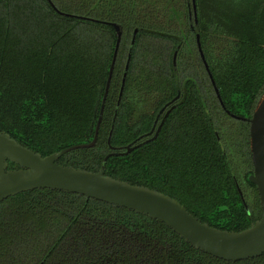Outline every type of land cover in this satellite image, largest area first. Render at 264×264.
I'll use <instances>...</instances> for the list:
<instances>
[{
	"label": "trees",
	"instance_id": "trees-1",
	"mask_svg": "<svg viewBox=\"0 0 264 264\" xmlns=\"http://www.w3.org/2000/svg\"><path fill=\"white\" fill-rule=\"evenodd\" d=\"M195 8L196 21L192 0H0V130L42 157L91 143L118 24L96 144L57 163L99 172L107 155L141 143L171 103L156 139L108 158L105 176L161 192L212 228H249L262 215L248 181L249 123L230 115L250 118L264 91V0H195ZM221 119L234 123L249 194ZM0 264H264V253L226 262L145 215L39 189L0 203Z\"/></svg>",
	"mask_w": 264,
	"mask_h": 264
},
{
	"label": "water",
	"instance_id": "water-1",
	"mask_svg": "<svg viewBox=\"0 0 264 264\" xmlns=\"http://www.w3.org/2000/svg\"><path fill=\"white\" fill-rule=\"evenodd\" d=\"M192 3L196 21L195 0H192ZM99 23L106 24L104 22ZM111 25L115 29L117 40L92 142L69 147L42 157L40 154L23 147L0 130V203L19 193L39 189L78 194L156 220L171 229L192 248L213 258L235 263L261 256L264 253V91L250 118L230 115L232 119L249 123V154L253 173L248 176V181L256 187L262 213L261 218L245 230L230 232L212 228L193 217L178 201L161 192L105 176V164L108 158L127 155L146 142L155 140L161 126L149 140L137 144L133 142L125 147V151L118 149L117 152L107 155L97 173L68 166L64 167L57 163L66 153L78 149H90L96 144L122 37V27L115 23ZM136 33L137 31L134 32L131 41L119 99L121 98ZM198 48L201 51L199 42ZM201 58L205 63L202 54ZM205 67L207 68V66ZM152 132L145 136L151 135ZM143 137H140L138 141ZM8 162L18 166V169L8 170Z\"/></svg>",
	"mask_w": 264,
	"mask_h": 264
},
{
	"label": "rangeland",
	"instance_id": "rangeland-1",
	"mask_svg": "<svg viewBox=\"0 0 264 264\" xmlns=\"http://www.w3.org/2000/svg\"><path fill=\"white\" fill-rule=\"evenodd\" d=\"M233 124L234 123L232 121L228 122L227 120L221 119L220 134L223 138V145L228 150L231 167L237 177L240 188L244 191V193L249 194L251 190L244 179L246 167L242 163L243 160L239 157L238 149L236 147V138L232 132L234 128Z\"/></svg>",
	"mask_w": 264,
	"mask_h": 264
},
{
	"label": "flooded vegetation",
	"instance_id": "flooded-vegetation-1",
	"mask_svg": "<svg viewBox=\"0 0 264 264\" xmlns=\"http://www.w3.org/2000/svg\"><path fill=\"white\" fill-rule=\"evenodd\" d=\"M178 98V97H177ZM175 99V100H173V101H176V100H178V99ZM206 101H208L207 99H205ZM171 105H173V104H171L170 103V105H167V106H165L160 112H159V114L157 115V117H156V121L154 122L155 124H154V126H153V129H152V131L154 132H152V134L151 135H149V136H145V137H143L140 141H142V142H144V141H146V140H149L150 138H152L154 135L153 134H155L156 133V131H157V129L161 126L162 127V125H163V123H164V121L166 120V118L168 117V115H169V113H170V111H171V109H170V106ZM168 113V115L166 116V114ZM147 135V134H146ZM153 135V136H152ZM141 142V143H142Z\"/></svg>",
	"mask_w": 264,
	"mask_h": 264
}]
</instances>
